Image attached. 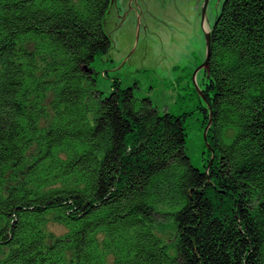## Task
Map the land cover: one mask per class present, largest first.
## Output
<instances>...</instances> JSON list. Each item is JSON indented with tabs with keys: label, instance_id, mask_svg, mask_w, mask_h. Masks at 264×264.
<instances>
[{
	"label": "trees",
	"instance_id": "16d2710c",
	"mask_svg": "<svg viewBox=\"0 0 264 264\" xmlns=\"http://www.w3.org/2000/svg\"><path fill=\"white\" fill-rule=\"evenodd\" d=\"M110 3L0 0V264H264V0H223L210 32L206 169L185 113L96 88Z\"/></svg>",
	"mask_w": 264,
	"mask_h": 264
},
{
	"label": "rangeland",
	"instance_id": "374dc122",
	"mask_svg": "<svg viewBox=\"0 0 264 264\" xmlns=\"http://www.w3.org/2000/svg\"><path fill=\"white\" fill-rule=\"evenodd\" d=\"M223 0H111L105 14L103 26L111 39V47L106 55L93 61L96 88L106 95L111 90L113 79L120 81L121 87L130 86L137 97H148L159 113L184 114L186 127L185 150L191 162L203 169L214 163L216 151L210 145L209 128L206 115L209 113L205 103L191 93L187 86V72L170 70V38L182 33L190 24L200 21L199 27L210 31ZM144 13V16H140ZM194 18V22L191 19ZM169 26V27H168ZM178 29V30H177ZM174 34V35H173ZM203 47L200 71L194 86L204 84L206 67V42ZM203 65V66H202ZM202 67V69H201ZM197 85V86H196ZM200 88V87H198ZM198 91V89H197ZM209 120V119H208ZM226 140H228L226 138ZM208 164V166H207ZM157 231L161 240L172 249L178 239V231L173 222L159 217ZM56 233L63 230L62 225L50 223Z\"/></svg>",
	"mask_w": 264,
	"mask_h": 264
},
{
	"label": "flooded vegetation",
	"instance_id": "af4514ba",
	"mask_svg": "<svg viewBox=\"0 0 264 264\" xmlns=\"http://www.w3.org/2000/svg\"><path fill=\"white\" fill-rule=\"evenodd\" d=\"M142 15L144 16V13H141L140 16ZM201 17L202 19L200 21L203 22L205 17L203 15ZM191 19L194 22V18L191 17ZM200 21L197 23L195 22V24H190V28H186L182 33L176 34V39L170 38V43L174 40L171 45L173 50L171 56L175 57L168 63L167 67L170 68V70L187 72L185 77L187 86L192 87L191 93L195 92L198 98L200 97V99H202L201 94L193 84L195 76L197 75V73L193 74V71H200L199 66H201L200 64L203 60L201 59L202 56L199 57V52L201 51V53H203V47L200 49V46L203 44V41L205 42V35L203 32L204 26L199 27ZM198 87H200L201 92L204 88L203 83L202 86L198 85Z\"/></svg>",
	"mask_w": 264,
	"mask_h": 264
},
{
	"label": "water",
	"instance_id": "95a60500",
	"mask_svg": "<svg viewBox=\"0 0 264 264\" xmlns=\"http://www.w3.org/2000/svg\"><path fill=\"white\" fill-rule=\"evenodd\" d=\"M213 24H214V23H213ZM212 28H213V26H212ZM212 28L210 29V31L205 30V31H206V32H205L206 57H205V60L203 61V65H205V66H207V58H208V53H209V48H210V32H211ZM196 86H197V85H196ZM197 89H198V92H199V93L203 96V98L205 99L206 97L202 94V91L200 92V88H198V86H197ZM207 108L210 110V107H209V106H207ZM209 124H210V119L208 120V123H207V125H206V127H205V130L208 128ZM207 166H208V164H207Z\"/></svg>",
	"mask_w": 264,
	"mask_h": 264
}]
</instances>
